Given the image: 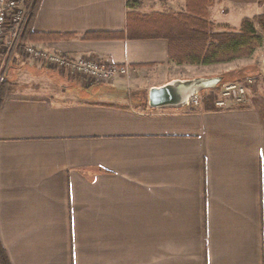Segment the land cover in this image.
<instances>
[{"label":"crops","instance_id":"0c3cea01","mask_svg":"<svg viewBox=\"0 0 264 264\" xmlns=\"http://www.w3.org/2000/svg\"><path fill=\"white\" fill-rule=\"evenodd\" d=\"M133 1L43 0L34 31L75 35L25 42L127 63V75L88 82L21 48L10 60L0 106V241L9 261L264 264V80L233 109L143 105L136 89L210 74H180L158 36L165 9ZM148 73L160 77L150 84Z\"/></svg>","mask_w":264,"mask_h":264},{"label":"built area","instance_id":"2783aa9c","mask_svg":"<svg viewBox=\"0 0 264 264\" xmlns=\"http://www.w3.org/2000/svg\"><path fill=\"white\" fill-rule=\"evenodd\" d=\"M29 0H0V88L6 81L7 67L18 49L23 45L22 37L30 15ZM24 53L35 61L68 70L88 82H109L120 75H127V63L99 60L89 56H70L25 43ZM256 76H247L219 85L215 89L191 95L184 108L194 110L213 93L215 109L228 110L244 106L249 101L251 90L257 85Z\"/></svg>","mask_w":264,"mask_h":264},{"label":"trees","instance_id":"16d2710c","mask_svg":"<svg viewBox=\"0 0 264 264\" xmlns=\"http://www.w3.org/2000/svg\"><path fill=\"white\" fill-rule=\"evenodd\" d=\"M31 5L28 22L23 33V45L26 41H54L62 38H70L74 33L37 32L34 31V22L43 0H29ZM137 0L133 4H138ZM165 38L169 41V54L172 60L178 63L209 64L212 62L229 61L239 57L246 50H253L263 42V35L256 29L252 20H245L238 33L223 32L215 35L222 38L217 44H211L205 54H201L200 48L205 45L208 37H205L203 25L198 17L189 13L180 12L172 20H167ZM264 31V16L259 21ZM124 37L123 32H87L86 39H116ZM21 49H24V46ZM226 77V75L224 74ZM246 76V75H245ZM245 76L237 80H243ZM247 77V76H246ZM4 84L0 88V106L4 96ZM137 91V90H136ZM135 96L138 97L134 92ZM138 97L140 103L147 105L146 90ZM214 95L211 93L205 100L209 108H213ZM0 264H11L8 255L0 241Z\"/></svg>","mask_w":264,"mask_h":264},{"label":"rangeland","instance_id":"374dc122","mask_svg":"<svg viewBox=\"0 0 264 264\" xmlns=\"http://www.w3.org/2000/svg\"><path fill=\"white\" fill-rule=\"evenodd\" d=\"M152 1L159 3L160 4L159 7L162 8V10L165 9L164 14H167L166 20L168 21L172 20L175 17V15L178 13L186 12L189 13L191 16L198 17L199 20L202 23H204L203 32L205 34L204 36L208 37V39L205 45H203L200 48L202 52L201 54H205L208 50V47L211 44H217L219 40L222 39L215 37V35L223 32H230V33L240 32L242 24L246 19L252 20L256 29L259 31L260 34L263 35V42L260 45L256 46L252 51L249 49L244 51L239 57L229 61L212 62L209 64H197V63H187V62L178 63L175 60H173L181 68L182 72L180 74L182 75L187 74L186 72H184V67L189 69L188 74L190 75H194L197 73L210 74L207 76L225 74L226 77L219 84L220 86L226 82H231L240 79V77H243L245 75L256 76L258 80L260 78L264 80V31L259 23L261 16H264V0H152ZM158 36L165 38L164 35L159 34ZM1 62L2 61L0 59V64ZM190 70H194V71L198 70V71L195 73L194 71L191 72ZM147 75L149 76V73ZM150 75H151L149 76L150 84L155 81L154 80L155 77H160V74L151 73ZM136 90L137 91H134L136 95L142 98L141 94H143V90L145 89H136ZM134 92L133 95L135 96ZM147 92L148 90L146 89V96H147Z\"/></svg>","mask_w":264,"mask_h":264},{"label":"water","instance_id":"95a60500","mask_svg":"<svg viewBox=\"0 0 264 264\" xmlns=\"http://www.w3.org/2000/svg\"><path fill=\"white\" fill-rule=\"evenodd\" d=\"M224 79V75L174 78L163 84L151 86L147 92V103L151 109L184 108L191 95L215 89Z\"/></svg>","mask_w":264,"mask_h":264}]
</instances>
